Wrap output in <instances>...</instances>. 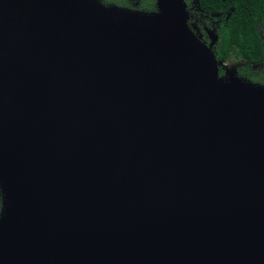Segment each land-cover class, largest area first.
Returning <instances> with one entry per match:
<instances>
[{
  "label": "water",
  "instance_id": "1",
  "mask_svg": "<svg viewBox=\"0 0 264 264\" xmlns=\"http://www.w3.org/2000/svg\"><path fill=\"white\" fill-rule=\"evenodd\" d=\"M155 4L0 0V264H264V86Z\"/></svg>",
  "mask_w": 264,
  "mask_h": 264
},
{
  "label": "flooded vegetation",
  "instance_id": "2",
  "mask_svg": "<svg viewBox=\"0 0 264 264\" xmlns=\"http://www.w3.org/2000/svg\"><path fill=\"white\" fill-rule=\"evenodd\" d=\"M188 12V24L193 32L206 44L210 45L214 55L218 56V74L220 77L234 75L245 82L264 86V0H244L240 4L250 11L252 19L248 21L255 25L257 35L253 50H247L237 45H230L225 56L219 55L224 50L218 44L221 38V28L229 24V20H235L239 0H221L218 10L205 9L201 6L200 0H185ZM250 8V9H248ZM234 12V13H233ZM246 55V56H245ZM2 208V195L0 189V212Z\"/></svg>",
  "mask_w": 264,
  "mask_h": 264
},
{
  "label": "trees",
  "instance_id": "3",
  "mask_svg": "<svg viewBox=\"0 0 264 264\" xmlns=\"http://www.w3.org/2000/svg\"><path fill=\"white\" fill-rule=\"evenodd\" d=\"M105 4H116L118 6H124L132 9L143 10V11H153L156 10L155 0H101ZM244 0H239V3H234L237 5V13L235 14V20L233 18L229 20V24L221 28V38L219 39V45L223 48V52L220 53L221 57L225 56L227 50H229L230 45H237L242 48H247V50H254L256 43L252 38L257 35V30L255 25L248 21V18L252 19L250 16V11L246 10L241 6V2ZM201 6L205 9L218 10L221 6V0H200ZM250 9V8H248ZM234 13V12H233ZM248 17V18H247ZM216 57L218 54H215Z\"/></svg>",
  "mask_w": 264,
  "mask_h": 264
},
{
  "label": "rangeland",
  "instance_id": "4",
  "mask_svg": "<svg viewBox=\"0 0 264 264\" xmlns=\"http://www.w3.org/2000/svg\"><path fill=\"white\" fill-rule=\"evenodd\" d=\"M246 56V55H245Z\"/></svg>",
  "mask_w": 264,
  "mask_h": 264
}]
</instances>
